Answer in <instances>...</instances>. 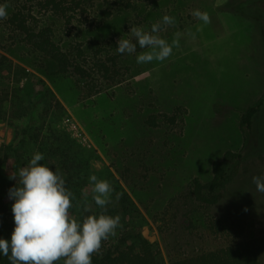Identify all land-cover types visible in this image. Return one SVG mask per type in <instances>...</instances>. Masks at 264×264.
Here are the masks:
<instances>
[{
    "label": "rangeland",
    "instance_id": "obj_1",
    "mask_svg": "<svg viewBox=\"0 0 264 264\" xmlns=\"http://www.w3.org/2000/svg\"><path fill=\"white\" fill-rule=\"evenodd\" d=\"M238 2L134 0L133 9H116L109 18L101 17L97 9L92 24L76 27L71 39L63 38L59 32L56 38L60 35L62 44L74 40L88 54L98 44L117 54L121 64L128 67L121 83L89 97L79 93L74 76L57 73L52 62L1 44L4 48L0 47V56L8 61L1 71V87L9 91L10 100H21L27 93L40 99L31 108H25L26 102L13 105L9 101L4 105L0 147L17 144L23 137L21 150L26 165L34 151L42 153L40 140L46 141L51 131L58 130L63 134L62 140H70L69 145L83 165L73 175L75 199L71 201L70 213L75 217L80 214L85 200L89 210L98 211L91 201L87 177L94 173L107 179L113 188L128 194L138 211L133 224L158 247L166 264L167 253L209 249L218 241L200 228L187 230L181 248L177 244L180 233L162 227V222H154L153 217L192 179L208 181L212 163L225 151H241L244 158L236 190L248 193L253 203L242 218L254 227L251 231L261 247L264 263V192L257 191L252 182L253 176L264 173V144L254 141L256 132L246 141L239 129L245 107L264 93V49L261 50L259 36L264 28L259 23L254 28L250 17L237 12ZM240 8L245 9L244 5ZM196 9L207 13V22L192 15ZM165 14L174 17L175 23L162 24L158 35L169 42L178 41L168 58L138 64L136 53L116 52L117 40L120 36L130 37L129 29L142 26L148 30ZM144 50L137 46L136 52ZM43 93L48 96L41 97ZM50 98L58 101L60 107H54ZM176 108L173 125L152 127L146 123L149 115L173 114ZM37 132L40 137L35 140L33 135ZM43 156L38 163H45L50 169L56 164L55 168L70 179L58 167L56 158L44 152ZM12 161L11 153L2 149L0 198L10 213L12 201L7 191L15 184L14 179H9L14 175ZM113 204L114 199L106 207ZM227 204L221 201L213 212L225 211Z\"/></svg>",
    "mask_w": 264,
    "mask_h": 264
},
{
    "label": "trees",
    "instance_id": "obj_2",
    "mask_svg": "<svg viewBox=\"0 0 264 264\" xmlns=\"http://www.w3.org/2000/svg\"><path fill=\"white\" fill-rule=\"evenodd\" d=\"M0 3L7 4L8 13L4 19H0V47L15 46L52 62L57 73L69 74L77 79L79 93L85 97L99 94L124 80L128 67L121 64L117 54L98 44L92 54H88L81 43L70 40L62 44L63 39L60 35H57V39L56 34L61 32L63 38L71 39L76 27L92 24V17L97 9L101 17L109 18L116 9H133L134 0H0ZM238 4L236 11L250 17L254 28L258 23L264 28V0H239ZM241 5L245 7L243 11H240ZM56 24H59L58 28ZM259 36L262 50L264 31ZM261 57L264 59L262 55ZM6 63L7 59L0 56V76ZM2 82L0 77V119L4 117L2 108L9 101L13 105L26 102L25 108H31L40 99V96L27 93L21 100L19 97L18 101L10 100L9 91L1 87ZM47 96L48 93L41 95ZM50 100L55 102L54 107H60L58 101L53 98ZM177 111L176 108L173 114L149 115L146 123L152 127L159 124L173 125ZM263 118L264 93L248 104L240 115L239 129L246 141L256 132L254 137L257 140H253L260 145L264 144ZM62 135L56 129L51 131L46 141L40 140L39 147L42 153L56 158L58 167L70 176V179L65 178L66 187L74 194L76 184L73 182V175L80 172L83 165L72 144L69 145L70 140H62ZM33 136L35 140L40 137L38 132ZM23 144L24 138L21 137L17 144L0 147V151L3 149L10 152L13 157V174L25 165L21 150ZM243 158L241 151H225L220 159L212 163V176L208 181L192 179L185 190L172 196L163 210L153 217L154 222H162V227L171 228L173 233H180L177 244L181 248L187 230L200 228L218 241V245L209 249L191 253L179 249L175 253H167L168 264H264L261 247L251 231L254 227L242 218L243 214L252 209L253 203L248 193L236 190ZM55 166L56 164L51 165V168ZM127 179L131 177H125ZM113 189V197L119 192L120 198L118 201L114 200L113 206L106 207V210L109 215L119 214L120 226L116 229V234L102 241L100 250L92 254V264H166L158 247L145 239L133 224L138 211L128 194L123 189ZM221 201L228 203L225 211L214 213L213 210ZM100 211V208L95 212L81 211L76 217ZM12 228L9 206L0 198V237L8 239ZM0 264H9V261L0 256ZM55 264H63V259Z\"/></svg>",
    "mask_w": 264,
    "mask_h": 264
},
{
    "label": "clouds",
    "instance_id": "obj_3",
    "mask_svg": "<svg viewBox=\"0 0 264 264\" xmlns=\"http://www.w3.org/2000/svg\"><path fill=\"white\" fill-rule=\"evenodd\" d=\"M7 4L0 3V19L7 16ZM192 15L207 22L206 12L196 9ZM175 18L167 14L153 23L150 29L133 26L128 38L116 42V52L133 54L135 61L149 63L168 58L177 45V40L167 41L158 33L163 25H174ZM134 41V42H133ZM137 46L145 49L136 52ZM43 153L34 151L26 165L9 179L15 184L7 191L12 201L13 228L10 237H0V256L9 264H55L63 259V264H92V254L100 250L101 242L116 234L120 226V216L107 214L106 206L120 198L107 179L89 174L88 187L91 201L101 209L96 214H84L77 218L69 209L73 206L74 194L66 187V179L58 168H49L43 161ZM256 190L264 192V173L253 176ZM85 197L87 193L84 194ZM83 213L89 212L87 201L82 205Z\"/></svg>",
    "mask_w": 264,
    "mask_h": 264
}]
</instances>
